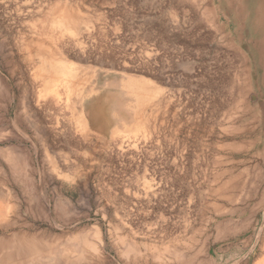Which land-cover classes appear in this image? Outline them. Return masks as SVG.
Returning a JSON list of instances; mask_svg holds the SVG:
<instances>
[{
	"label": "rangeland",
	"instance_id": "1",
	"mask_svg": "<svg viewBox=\"0 0 264 264\" xmlns=\"http://www.w3.org/2000/svg\"><path fill=\"white\" fill-rule=\"evenodd\" d=\"M263 3L0 0V264H264Z\"/></svg>",
	"mask_w": 264,
	"mask_h": 264
},
{
	"label": "bare ground",
	"instance_id": "2",
	"mask_svg": "<svg viewBox=\"0 0 264 264\" xmlns=\"http://www.w3.org/2000/svg\"><path fill=\"white\" fill-rule=\"evenodd\" d=\"M264 4V3H263ZM230 6H232V4L230 5ZM241 6V5H240ZM258 12H257V20L256 21H254L251 25L254 27V32L255 31H257V33L259 34V38H260V36H261V38L264 36V6H258ZM67 15H69V14H67ZM70 16V15H69ZM238 16V15H237ZM57 19H59L60 21H61V19H60V15L57 17V16H55ZM65 17H67V16H65ZM71 17H73V16H71ZM54 18V17H53ZM69 18V17H68ZM67 18V19H68ZM53 20V21H51L52 23H49V26L51 25H53L54 26V24L55 25H57L56 24V21H57V23H59L60 21L59 20ZM71 21H72V19H70ZM50 21V20H49ZM67 21H69V20H67ZM240 21V20H239ZM64 22V21H63ZM70 22V21H69ZM75 23H78V22H75ZM260 23V24H259ZM45 24V23H44ZM64 23H62V25H63ZM67 24V23H66ZM238 24V23H237ZM59 25H61L60 23H59ZM74 25V24H73ZM72 25H70V27H71ZM258 26H260V28L258 29ZM55 27V26H54ZM54 27H52L53 29H54ZM58 27V26H57ZM57 27H55L56 29H54L55 31L58 29ZM59 27H63V26H59ZM50 28V27H49ZM52 28H50V29H52ZM60 30V29H59ZM62 30V29H61ZM60 30V31H61ZM66 30V29H65ZM67 30H71L70 28H68ZM46 31V30H45ZM51 31H53V30H51ZM50 31V32H51ZM63 31V30H62ZM61 31V32H62ZM72 31V30H71ZM57 32V31H56ZM69 33H71L70 31H68ZM240 33V32H239ZM54 34V33H53ZM72 34H74L73 32H72ZM40 35V34H39ZM51 35V34H50ZM63 35V34H62ZM59 36V35H58ZM65 37V36H64ZM241 37V36H240ZM258 38V41H257V45H255V46H253V50L255 51V53H256V57L258 58V63L260 64V66H261V68L262 67H264V37L262 38V39H259ZM53 39V38H52ZM52 39L50 38V40L48 39V41H50V43H52V44H54V42H51L52 41ZM255 39V38H254ZM31 40V39H30ZM37 40V39H36ZM61 40V39H60ZM70 40H72V39H70ZM74 40V39H73ZM72 40V41H73ZM246 40H248V39H246ZM37 41H39V40H37ZM43 41V40H42ZM55 41H57V40H55ZM62 41V40H61ZM255 41V40H254ZM30 42V41H29ZM76 42V41H75ZM75 42H74V44H75ZM40 43V42H39ZM73 43V42H72ZM77 43H79L78 41H77ZM76 43V44H77ZM29 44V43H28ZM31 44V43H30ZM45 44V43H44ZM60 44V43H59ZM253 44V43H252ZM32 45H34V42L32 43ZM37 47V46H36ZM44 47H45V45H44ZM51 47V46H50ZM47 48V47H46ZM41 49V50H40ZM38 48L37 50H39V51H41L42 52V48ZM53 49V48H52ZM36 50V51H37ZM63 50V49H62ZM48 51V52H47ZM51 51V49H46V52L50 55V60H49V58H48V65H49V68H50V71H48L49 73H50V77L51 78H49V79H51V81H55V82H57V81H60L61 83H64V82H66V84H65V88L62 86V84L61 83H59V84H57L56 83V87L57 86H59L60 84V86L61 87H63L64 88V91H65V89H67L69 92L71 91L70 89H72V87H70L71 85V83L74 81H72V79H74V78H72L71 79V74L73 73L72 72V70L71 71H69V72H71V73H69L68 71H67V69L69 70V68H71V67H69L68 68V65L67 64H63L64 62H61L59 59L60 58H62V57H60V58H57V57H55V55H54V53H51L50 52ZM89 51V50H88ZM56 52V51H55ZM257 52H258V54H257ZM43 53H45V50H44V52ZM85 53H86V51H85ZM44 58V57H43ZM46 58V57H45ZM44 58V59H45ZM47 60V59H46ZM41 65H43V64H41ZM64 65L66 66L67 65V67H65L64 68ZM70 66V65H69ZM30 67V66H29ZM37 67V66H36ZM44 68V66H41V67H39V70H38V72L39 71H42V72H44V70L45 69H43ZM46 67H47V65H46ZM37 69V68H36ZM60 69H61V71L62 72H64V76L66 77V76H68V75H70L69 77H70V79H71V83H69L70 81H68V77H66V80L68 81H64L65 80V77L63 76V78L61 77V78H58L57 77V73L60 71ZM64 70V71H63ZM263 70V69H262ZM264 71V70H263ZM32 72V71H31ZM47 72V71H46ZM68 72V73H67ZM262 72V71H261ZM36 73H37V70H36ZM35 73V74H36ZM39 74H41V72L40 73H38V75H37V77H39L38 79H39V81H40V84H43V86H44V88H42V89H44V91L43 92H45V93H43V94H40V93H42V91L41 92H36L37 93V99L35 100V95H33V96H35L34 98H33V96H32V98L36 101V103L38 104V105H44L45 107H47L46 109L47 110H49L48 109V107H52L51 105H52V103H54V104H59V103H61L62 101V98L64 99V97H61V93L58 91L59 89H56V87L54 86L53 87V85H48L50 82H49V80H48V82H47V79L46 80H44V78L41 76V75H39ZM48 74V73H47ZM60 74V73H59ZM58 74V75H59ZM66 74V75H65ZM68 74V75H67ZM34 75V74H33ZM61 75V74H60ZM62 75H63V73H62ZM262 75H264L263 74V72H262ZM261 75V81L263 80V76ZM72 76H74V75H72ZM56 77L58 78V79H56ZM60 77V76H59ZM47 78H48V76H47ZM134 78H135V76H134ZM138 78V77H137ZM136 78V79H137ZM37 79V78H36ZM60 79V80H59ZM61 79H63V81L64 82H62L61 81ZM69 79V80H70ZM57 80V81H56ZM38 81V80H37ZM140 81V80H139ZM146 81H147V79H146ZM143 82V81H142ZM140 83V85L142 84H144V83ZM150 82V81H149ZM52 84L54 83V82H51ZM68 83V84H67ZM146 83V82H145ZM151 83V82H150ZM55 84V83H54ZM73 84V83H72ZM36 85V84H35ZM64 85V84H63ZM67 85H70V86H67ZM77 85V84H76ZM137 85V88H139V87H141V86H139L138 84H136ZM146 84H144V86H145ZM41 86V85H40ZM42 86V87H43ZM60 86L58 87V88H60ZM78 87V86H77ZM74 88H75V86H74ZM126 88V87H125ZM129 88V87H128ZM149 88V87H148ZM39 89V88H38ZM38 89H35V90H37L38 91ZM41 89V90H42ZM77 89V88H76ZM134 89V88H133ZM140 89V88H139ZM150 89V88H149ZM66 90V91H67ZM137 90V89H136ZM144 91L145 90V88H141V91ZM155 90V89H154ZM63 91V92H64ZM77 91V90H76ZM141 91L140 92H138L139 93V95H141L140 93H141ZM74 92V91H73ZM145 92H146V90H145ZM147 92H148V89H147ZM150 92V91H149ZM153 92V91H152ZM52 93V94H51ZM154 93H155V91H154ZM153 93V94H154ZM33 94V93H32ZM157 94V93H156ZM63 95H64V93H63ZM65 95H66V93H65ZM64 95V96H65ZM68 95H70L69 93H68ZM68 95H67V97H68ZM142 95H145V93H143ZM149 96V95H148ZM136 97V96H135ZM143 98V96L140 98V99H142ZM144 98H150V97H147V95L146 96H144ZM138 100H139V98H137ZM77 100V99H76ZM149 100V99H148ZM148 100H147V102L146 103H148ZM141 101V100H140ZM145 101V100H144ZM144 101H143V104H144ZM64 103V102H63ZM68 103V98H67V102H66V104ZM35 105V104H34ZM60 105V104H59ZM58 105V106H59ZM139 105H141V104H139ZM38 107V106H37ZM44 107V108H45ZM60 107V106H59ZM72 107V106H71ZM39 108H41V107H39ZM55 108V107H54ZM57 108V107H56ZM29 110V109H28ZM39 110V109H38ZM50 110L51 111H54V109H51L50 108ZM56 110V109H55ZM63 110V109H62ZM259 110V109H258ZM257 110V111H258ZM30 111V110H29ZM57 111H58V109H57ZM73 112V111H72ZM48 113H49V115H50V112L48 111ZM48 113H46V114H48ZM53 114H54V112H53ZM43 116H44V113H43ZM39 117V116H38ZM45 117H47L46 115H45ZM50 117V116H49ZM52 117V116H51ZM63 117V116H62ZM20 119L21 120H24V118H22V116L20 117ZM48 119H50V118H48ZM56 119V118H55ZM54 119V120H55ZM72 119V118H71ZM51 120V119H50ZM61 120V119H60ZM68 120V119H67ZM137 121H135V122H138V126H139V128H138V130H139V132H140V130H142V132L144 131V129H145V127H147L146 126V122H145V120H140L139 118L138 119H136ZM139 120V121H138ZM22 122V121H21ZM29 124H30V126H31V128H32V126L34 125V123H32L31 122V120H29V122H28ZM27 123V124H28ZM54 123V122H53ZM64 123V122H63ZM71 123V122H70ZM135 124V123H134ZM26 125V124H25ZM51 125H53V124H51ZM58 126H59V124H57ZM77 125V124H76ZM83 125V124H82ZM47 126H50V124L49 125H47ZM61 126V125H60ZM64 126V125H63ZM62 126V127H63ZM81 126V125H80ZM127 126V125H126ZM136 126H137V124H136ZM137 126V127H138ZM40 127V126H39ZM61 127V128H62ZM137 127H135L136 128V130H137ZM51 128H52V126H51ZM53 128H54V126H53ZM65 128V127H64ZM116 128V127H115ZM114 128V129H115ZM130 128H132V127H130ZM135 128H133L132 130H134L135 131ZM33 129V128H32ZM38 129V128H37ZM41 129V128H40ZM40 129H39V132H40ZM128 129H129V127H128ZM48 130V129H47ZM56 130V129H55ZM57 130H59V129H57ZM83 130V129H82ZM120 130V129H119ZM131 130V129H130ZM137 130V131H138ZM11 131V130H10ZM66 131V130H65ZM78 131V130H77ZM35 132H36V130H35ZM46 132V131H45ZM53 132V131H52ZM67 132V131H66ZM113 132H114V130H113ZM123 132V131H122ZM71 133V132H70ZM115 133V132H114ZM118 133H120V132H118ZM135 133V132H134ZM132 134V133H131ZM141 134V133H140ZM119 135V134H118ZM123 135V134H122ZM139 135V134H138ZM147 135H148V133H147ZM60 136V135H59ZM78 136V135H77ZM121 137V136H120ZM148 137V136H147ZM144 138H145V136H144ZM58 139V138H57ZM121 141V140H120ZM134 141V140H133ZM47 142V141H46ZM78 143V142H77ZM122 143V142H121ZM51 144V143H50ZM122 145V144H121ZM126 145V144H125ZM137 146V145H136ZM56 150V149H55ZM122 153V152H121ZM46 155V154H45ZM13 159V158H12ZM16 159V158H15ZM63 162H65V161H63ZM61 163V162H60ZM52 164V163H51ZM17 165V164H16ZM57 167V166H56ZM21 169V168H20ZM6 174V173H5ZM146 191H148V190H146ZM145 191V192H146ZM145 194H147V193H145ZM10 204V203H9ZM9 204H8V206H9ZM1 216V215H0ZM2 217H4L3 215H2ZM5 218V217H4ZM95 245V244H94Z\"/></svg>",
	"mask_w": 264,
	"mask_h": 264
}]
</instances>
